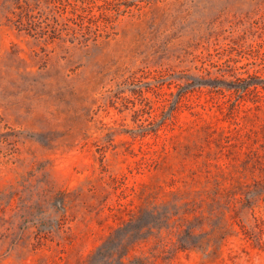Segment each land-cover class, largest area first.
Returning <instances> with one entry per match:
<instances>
[{"label": "rangeland", "instance_id": "374dc122", "mask_svg": "<svg viewBox=\"0 0 264 264\" xmlns=\"http://www.w3.org/2000/svg\"><path fill=\"white\" fill-rule=\"evenodd\" d=\"M119 259L264 264V0H0V264Z\"/></svg>", "mask_w": 264, "mask_h": 264}, {"label": "trees", "instance_id": "16d2710c", "mask_svg": "<svg viewBox=\"0 0 264 264\" xmlns=\"http://www.w3.org/2000/svg\"><path fill=\"white\" fill-rule=\"evenodd\" d=\"M182 96V94L180 95ZM178 104H170L169 110H168V116L171 117L172 113L177 109ZM163 123V122H161ZM118 264H124L122 260L119 259Z\"/></svg>", "mask_w": 264, "mask_h": 264}]
</instances>
